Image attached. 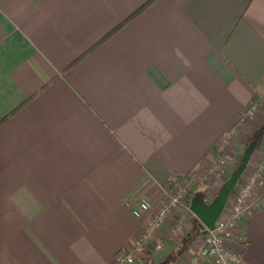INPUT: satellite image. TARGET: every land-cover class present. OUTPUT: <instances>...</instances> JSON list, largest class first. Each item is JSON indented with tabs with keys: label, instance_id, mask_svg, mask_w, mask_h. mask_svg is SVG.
Instances as JSON below:
<instances>
[{
	"label": "crops",
	"instance_id": "1",
	"mask_svg": "<svg viewBox=\"0 0 264 264\" xmlns=\"http://www.w3.org/2000/svg\"><path fill=\"white\" fill-rule=\"evenodd\" d=\"M254 97L264 0H0V264H112L145 224L131 209L201 168ZM258 125L236 140L241 158L261 132L248 167ZM259 201L245 245L224 242L246 264H264ZM192 214L135 264H186L206 229Z\"/></svg>",
	"mask_w": 264,
	"mask_h": 264
},
{
	"label": "rangeland",
	"instance_id": "2",
	"mask_svg": "<svg viewBox=\"0 0 264 264\" xmlns=\"http://www.w3.org/2000/svg\"><path fill=\"white\" fill-rule=\"evenodd\" d=\"M252 121H259L258 127L264 126V100L257 99L255 103L251 102V100L242 108V110L238 113L237 118L234 121V125L231 129L226 131L223 135H221L215 143H213L212 146L217 147V155L214 156L211 151H209V158H206L207 161L203 164L201 168L193 169L192 173L190 174L189 179H184L181 182H175V175H172L170 179L169 185L167 188L166 185H163L162 187V196L163 191H166V195L164 198L161 196L158 202L156 203L157 208L161 205L162 202H164L166 199H168V193L175 194L181 193L182 195H185L187 197V200L190 203L191 196L189 193V189L192 188L196 184H200L199 191L203 194L204 201L209 203L215 200L216 194L220 186L223 184L225 180H227L230 175L233 173V170L235 169V166L240 157H237V155L240 154L239 151V145H237L236 140H238L240 133H242V128L247 123H251ZM252 135H250L247 140L244 142V145L242 146V150H245V145L248 143ZM239 147V148H238ZM211 149V147H210ZM240 156V155H239ZM257 161L252 164L253 166L248 167L244 169L242 174L240 175L237 183L233 187V190L231 191V195L229 196V199L225 205V209L222 213L223 216H227L230 213L231 207L233 204H235V201L238 197V192L240 189L245 187L246 185H249V190L246 196V199L243 201V206L246 207L247 212L245 215H251V210L254 207H260V199L261 197H264V146L258 149V157ZM156 208V209H157ZM151 211V209H150ZM149 212L144 213V215H147L145 222L147 223L148 219H150L149 215L151 216ZM176 214L178 216H176ZM142 216V215H141ZM172 219V217H175L174 220L175 223L172 226H169V228L166 227V221L157 229V234L160 232H164V230H172V236L176 241H179L185 233L190 228V222L193 218V214L189 209L185 208H176L175 210L170 211V214L168 215ZM246 217V216H245ZM169 219V218H165ZM243 217L241 218V220ZM240 223V222H239ZM234 229L235 235H242L245 238L244 243H239V246H244L246 243V233L238 230V225ZM177 226H181V231H177ZM165 237V236H164ZM202 233L200 234L197 244H199V241L201 240ZM234 239H236L235 236H233ZM164 243V241H163ZM164 246L162 247V249ZM131 249V246H129L127 249H125L123 252L125 253L129 252ZM162 249H158L155 251H160ZM119 253V252H118ZM116 253L113 258V263L115 264V257L118 254ZM191 253V252H190ZM148 253L142 252L139 255H137L134 259V263H137L142 259L143 256H147Z\"/></svg>",
	"mask_w": 264,
	"mask_h": 264
},
{
	"label": "built area",
	"instance_id": "3",
	"mask_svg": "<svg viewBox=\"0 0 264 264\" xmlns=\"http://www.w3.org/2000/svg\"><path fill=\"white\" fill-rule=\"evenodd\" d=\"M169 180L172 181V179ZM169 180L165 184V188L168 187L170 182ZM249 187V185H246L240 189L238 197L235 204L231 207L229 215H222L225 209L224 206L221 214L215 221L213 228L203 230L201 240L196 248L191 251L186 264H246L242 259L241 254L231 245H225L224 242L225 240H230L235 244L244 243V239L242 238L245 237L242 235H235L234 229L247 212L246 207L243 206V201L246 199ZM166 194V191H163L162 197L164 198ZM230 195L231 192L229 196ZM189 205L190 203L187 200V197L177 192L175 194L168 193V199L162 202L158 208L156 205L151 204L147 199H142L131 209V212L134 216L139 218L143 213L149 212L151 209V216L149 215L150 219H148L147 223L145 222L142 226L141 233L130 245V251L125 253L119 252L116 255L115 264H133L135 257L140 253H146L150 248L153 251L162 249L164 246V236L173 237L172 230H164V232L157 234L158 227L165 221L167 222V228L172 226L175 223L174 220L176 218L172 217L171 219L168 217L170 211L175 210L176 208H185L190 210ZM176 216L178 215L176 214ZM177 231H181V226H177ZM233 236H235L236 239H234Z\"/></svg>",
	"mask_w": 264,
	"mask_h": 264
},
{
	"label": "water",
	"instance_id": "4",
	"mask_svg": "<svg viewBox=\"0 0 264 264\" xmlns=\"http://www.w3.org/2000/svg\"><path fill=\"white\" fill-rule=\"evenodd\" d=\"M260 134L261 132H259L245 148L239 166L218 189L216 198L212 203L208 204L204 202L200 196H195L190 200V210L196 215L200 222H202L206 229H212L215 221L221 214L231 190L248 164Z\"/></svg>",
	"mask_w": 264,
	"mask_h": 264
},
{
	"label": "trees",
	"instance_id": "5",
	"mask_svg": "<svg viewBox=\"0 0 264 264\" xmlns=\"http://www.w3.org/2000/svg\"><path fill=\"white\" fill-rule=\"evenodd\" d=\"M145 6V4L144 5H142L140 8H138L137 9V11H139V10H141L143 7ZM136 11V12H137ZM129 18V17H128ZM127 18V19H128ZM127 19H125V20H123V21H121L120 23H118L114 28H112L106 35H104V36H102L101 37V39L96 43V45L97 44H99L100 42H102L105 38H107L112 32H114L117 28H119L120 26H122V24L127 20ZM95 45V46H96ZM94 46V47H95ZM93 47V48H94ZM257 100V97H254L253 99H251V102H253V103H255V101ZM253 138V137H252ZM252 138H250V140L248 141V143L245 145V148L249 145V143L251 142V140H252ZM210 151L212 152V154L214 155V156H218L217 155V147L214 145V146H211V149H210ZM240 162H241V159H239V161L237 162V164H236V166H235V169L239 166V164H240ZM234 169V170H235ZM233 170V171H234ZM192 171L193 170H191V171H189V172H187V173H184V174H179V173H175V174H173V175H175V182H181V181H183L184 179H189L190 177V174L192 173ZM170 181V180H169ZM168 182V181H167ZM200 184H196V185H194L192 188H190L189 189V193H190V196L191 197H193L194 195H196V194H199V186Z\"/></svg>",
	"mask_w": 264,
	"mask_h": 264
}]
</instances>
